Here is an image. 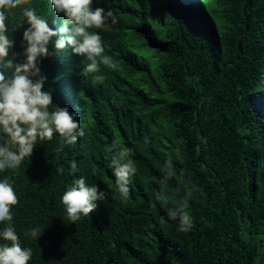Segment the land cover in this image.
<instances>
[{
  "label": "trees",
  "instance_id": "trees-1",
  "mask_svg": "<svg viewBox=\"0 0 264 264\" xmlns=\"http://www.w3.org/2000/svg\"><path fill=\"white\" fill-rule=\"evenodd\" d=\"M94 6L118 18L93 29L116 67L85 74L84 57L53 45L39 64L50 110L77 111L83 135L62 152L58 134L38 140L17 169L0 172L18 197L13 223L33 250L28 264H264V0ZM24 7L54 28L63 19L50 0H21L6 21L17 61ZM114 146L130 149L137 168L127 197L111 173ZM80 176L106 199L70 223L60 197ZM175 209L190 216L187 231ZM32 227L38 239L24 235Z\"/></svg>",
  "mask_w": 264,
  "mask_h": 264
},
{
  "label": "clouds",
  "instance_id": "clouds-1",
  "mask_svg": "<svg viewBox=\"0 0 264 264\" xmlns=\"http://www.w3.org/2000/svg\"><path fill=\"white\" fill-rule=\"evenodd\" d=\"M95 0H50L51 9L62 14L59 27H51L49 20L38 14L33 7L22 9L26 24L21 43L23 59L9 57L14 40L8 35L6 21L9 12L21 4V0H0V172L17 169L25 157H30L38 140H51L54 133L59 136L57 152L66 145L76 143L83 135L78 112L70 111L68 105L50 110L54 104L51 89H45L47 76L39 66L42 58L52 55L49 45L55 50L65 47L87 61L82 72L95 73L101 63L110 68L116 65L107 56H102L104 47L100 31H108L118 22L113 10L94 6ZM97 80L100 76L95 77ZM115 149V146H114ZM130 149H115L111 157V173L115 178L116 190L124 197L129 192L130 178L137 168L129 158ZM170 164V161L168 162ZM73 172L77 165H70ZM106 196L99 185H89L83 176L66 185L60 200L67 220L75 223L82 216H89L104 201ZM18 203L10 177L0 178V264H28L32 259L31 247L23 246L13 223L12 206ZM179 219V227L187 231L192 226L190 216L180 209L169 213ZM25 236L39 238L38 227L25 231Z\"/></svg>",
  "mask_w": 264,
  "mask_h": 264
}]
</instances>
